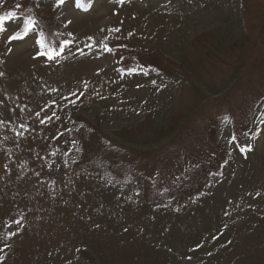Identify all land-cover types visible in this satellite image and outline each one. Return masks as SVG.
Masks as SVG:
<instances>
[{
    "label": "rangeland",
    "instance_id": "1",
    "mask_svg": "<svg viewBox=\"0 0 264 264\" xmlns=\"http://www.w3.org/2000/svg\"><path fill=\"white\" fill-rule=\"evenodd\" d=\"M261 2H251L258 26ZM12 8L0 32V264H264V248L246 240L264 219V122L246 138L254 101L244 100L261 77L251 62L232 65L249 32L242 0H0V16ZM28 18L36 28L25 34ZM59 47L54 60L41 54ZM230 104L240 130L222 120L214 143L208 130ZM85 121L149 180L157 168L178 181L206 164L201 204L156 209L132 174L85 164L89 147L72 130ZM169 145V161L151 164Z\"/></svg>",
    "mask_w": 264,
    "mask_h": 264
},
{
    "label": "trees",
    "instance_id": "2",
    "mask_svg": "<svg viewBox=\"0 0 264 264\" xmlns=\"http://www.w3.org/2000/svg\"><path fill=\"white\" fill-rule=\"evenodd\" d=\"M1 1L3 2L4 0ZM39 2H47L52 6L57 3V0H39ZM251 2L252 0H242L244 19L246 21V28H249L248 35L250 36L247 35L241 38L242 40L239 43V48L241 49L240 54L238 59L236 61L234 60L232 65L234 67V71L238 73L241 69H243L246 63L251 62V65L249 67L251 68L250 71L254 70L253 72H256L261 77V79H259L258 81L259 83L255 84V87H257V89H254L253 92H255L256 90L259 91L257 93H253V98L244 100L245 102H249L251 100L254 101L252 102L253 105L250 104V106L248 105L249 107L245 109L246 117H244L243 119V123H245L247 127L246 131L244 132L245 136L247 139L252 140L259 130L260 123L264 122V0H262L261 6L257 5V8L260 10L259 15L261 17L259 26L255 23L253 18H251L253 12ZM14 12L15 11L12 8L6 15L8 16L10 14H14ZM39 28H42V26H40ZM45 34L46 31L43 30V33L39 34L38 41L40 39H44L45 45L47 47L50 46V39ZM38 46L41 51L46 48H42L39 43ZM254 53H258L257 55L259 57H256L257 55H253ZM138 62L141 65L145 66V68H154L164 74L167 71L165 70L164 65L156 63V61H150L152 62L151 64L148 60L140 57V60H138ZM166 75H168L167 78L169 79V74ZM175 81H177L178 84L182 85L191 84V82L189 80H186L184 77L177 78L175 79ZM238 114L239 111L232 104H230L229 114L221 115L219 121L217 122V126L215 125L214 127L215 130H208V134L212 142L218 143L220 140L218 139L217 135L219 129L218 127L219 125L221 127L222 120L227 122V118H229L232 127H234L233 132H235L236 130H240L237 127L238 124L236 123L240 120ZM76 125L77 127L73 126V132H75L76 137H78V139L82 141L83 146H88L90 150L88 151V155L85 159V164L95 167L96 170L102 173L104 171L112 172L113 169L119 168L120 170L126 171L124 174L125 176L132 174L137 181L136 186L138 185L143 197L151 202L156 209L183 211L186 207H188V209L197 207L201 204L204 194L207 192V190L205 189L210 188L211 186L212 170H210V168L204 163L200 164V166L193 171H189L188 173L181 175V179L178 181L166 178V167L164 168V170L157 168L156 172H154L152 175L150 174L151 178L149 180L148 177H144L143 175H141V171H137L138 169L135 168L137 163L136 159L135 162H132V164L130 162V164L125 165V162L121 161L120 157L114 153V150H116V148H113L112 144L103 143V140H99L100 137L98 136L100 135V133L97 131L95 126L89 125L88 123L86 124V121L85 125L83 126H79L78 124ZM81 126L82 128H80ZM165 136L163 135L160 140L165 139ZM220 142L223 141L220 140ZM228 143L233 149H239V146L232 139V136L228 140ZM170 147V145L164 147V149L166 148L165 150H163L165 151L164 154L158 153L156 156L151 157V161L149 160L150 163L153 164L152 161L155 160H157L156 165H161L164 162H168L169 157H167V153L169 151L168 148ZM187 149L188 147L185 146L184 152H187ZM113 172L117 173V171ZM202 179H204L206 184L202 182ZM189 181L195 184L192 185ZM256 223L254 222V224L249 228V234L247 235L246 240L250 241L252 239H257V244L251 246L255 248H264V219ZM226 247L235 249V244L227 243Z\"/></svg>",
    "mask_w": 264,
    "mask_h": 264
},
{
    "label": "snow or ice",
    "instance_id": "3",
    "mask_svg": "<svg viewBox=\"0 0 264 264\" xmlns=\"http://www.w3.org/2000/svg\"><path fill=\"white\" fill-rule=\"evenodd\" d=\"M66 0H57V3L58 5H63L65 4ZM121 2H123V0H121ZM20 5H17V7H19ZM91 6V3H89L88 7ZM86 10V9H85ZM11 16H0V32L4 31V28L2 27L3 25V22L10 19ZM26 23V27H25V34H27L28 32H31L33 31L35 28H36V21L33 20L32 18H28L27 21L25 22ZM118 31V30H117ZM13 39H22V37H17V36H10L9 37V41L13 40ZM38 43L40 44V46L43 48V47H46L45 45V41L44 39H40L38 41ZM70 42L69 41H63V44L64 45H67L69 44ZM106 47V46H105ZM63 47H59V48H51L50 51H46L44 53H41L42 55H48L50 59H56V57H58L59 55H61L63 53ZM9 51H11V49H9ZM110 51V50H109ZM136 72V69H127L126 70V73H121L122 75L124 74H132ZM3 73H0V76H2ZM53 91H55V89H53ZM75 95V94H73ZM37 115H39V113H37ZM48 119H51V117H49ZM44 121L41 120V123H43ZM21 127H24V125H21ZM18 135H22V133H17ZM62 135V134H61ZM233 140H236V137L233 136L232 137ZM252 148L251 146H247L246 148H243L242 151H251ZM14 223H16L17 225L20 224V221L17 220V221H14ZM8 227H10V225H8ZM16 233L15 232H11L8 234V237L10 236H14ZM7 238V237H6ZM5 247H7V245H5ZM3 249H0V251H2Z\"/></svg>",
    "mask_w": 264,
    "mask_h": 264
}]
</instances>
